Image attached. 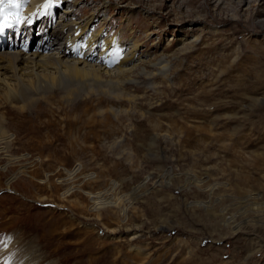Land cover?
I'll use <instances>...</instances> for the list:
<instances>
[{
	"label": "rangeland",
	"instance_id": "374dc122",
	"mask_svg": "<svg viewBox=\"0 0 264 264\" xmlns=\"http://www.w3.org/2000/svg\"><path fill=\"white\" fill-rule=\"evenodd\" d=\"M62 2L114 52L23 95L5 69L0 264H264V0Z\"/></svg>",
	"mask_w": 264,
	"mask_h": 264
},
{
	"label": "bare ground",
	"instance_id": "6f19581e",
	"mask_svg": "<svg viewBox=\"0 0 264 264\" xmlns=\"http://www.w3.org/2000/svg\"><path fill=\"white\" fill-rule=\"evenodd\" d=\"M62 1L64 0H61V2ZM71 1L77 3V1L79 0H71ZM20 2H21V7L19 9H13L10 7L6 8V11L9 13H19L21 17V21L23 22L24 25L23 28L18 23V24H13V26L4 29L6 34H8L7 36H5L6 47L11 49V45L8 44V41L11 37L9 33L13 32V30H16V32L18 31L20 32L21 30L25 31V36L22 35L19 41L12 43V47H14L12 51L10 49H3L2 51H0V59L6 60V64L0 65V80L5 79L3 77V75L6 72L5 69L11 70L15 80L14 83L15 87L9 86L7 89V93L12 94L15 92L14 89H16L17 93L23 95L27 89H33L35 91L41 85L47 86L49 84H53L56 81H58V79L59 80L61 79L63 81L65 76L64 75L65 71H63L59 67L57 69L58 74L56 76H53V78H51L50 80L49 78L42 76L37 70L38 66H43V67L47 66L48 62L52 59H56L58 62H64L65 64H67L68 75L72 78L96 76L98 74L97 71L99 68L95 64L93 65L89 64V60L92 59L93 54H87L85 50L89 48H93L97 41L102 42V47L100 51L99 52L96 51L99 53L100 59L106 56H110V54L114 52L112 49L110 50V45L108 46V40L101 38V35L99 34L101 32L98 33L93 32L94 30L91 32L90 25L93 22L94 16L90 17L91 16L90 15L83 21L81 20L79 22L72 21V23L69 25L68 28V24L65 22V20H68L69 18L68 14H71L73 11H75V9H68V7L65 5L66 9H62L63 15L59 14L60 19L58 20L57 23L54 22L55 18H53L54 17L53 4L56 2L57 3L56 8L58 9V7H61L62 5L64 6L63 2L62 5L61 4L59 5L58 0H20ZM107 3L108 1H104L102 6L105 8L108 7ZM46 5H50V6L46 7ZM64 13H66L67 15L65 16ZM36 19L41 20L42 22L45 21L46 25L44 27L40 26V24H38ZM260 21L262 26L264 27V20L261 19ZM35 23L38 25L37 30L42 29L41 31H43L45 35L41 38V40L39 41L40 43L33 51V53H30L29 52L30 45H28V42L26 40L27 37L28 36L30 37L31 35H32L31 38H33V34H34L33 31L35 29V27H33V24ZM31 28H33V30ZM72 30L74 32H72ZM133 46L136 47L137 44L135 43ZM51 49L52 51L53 50L59 51V53L62 54V56H58L57 55L58 52L57 54L45 53L46 51ZM134 50L133 53L136 52V51L134 52ZM75 53H78L79 56L78 60H66L64 58L69 54H75ZM122 58L124 57L122 56ZM122 58L121 56H118L116 58V61H121L122 63L129 60L128 58L124 60ZM24 63L31 64L30 65V67L32 68L31 73L33 75L31 82L27 81V79L23 75V70H21L23 67L21 68L20 65ZM134 68L135 67L128 68L125 71H130V70L134 71ZM2 71L4 73H2ZM2 134L3 133L1 132L0 138L4 140V138L6 137L5 135L3 136Z\"/></svg>",
	"mask_w": 264,
	"mask_h": 264
},
{
	"label": "snow or ice",
	"instance_id": "6c2138e0",
	"mask_svg": "<svg viewBox=\"0 0 264 264\" xmlns=\"http://www.w3.org/2000/svg\"><path fill=\"white\" fill-rule=\"evenodd\" d=\"M50 6V5H46ZM19 9L21 7L20 0H0V33H3L4 29L18 24L21 22L19 13H9L6 8Z\"/></svg>",
	"mask_w": 264,
	"mask_h": 264
}]
</instances>
